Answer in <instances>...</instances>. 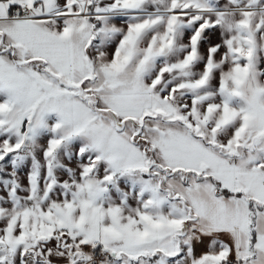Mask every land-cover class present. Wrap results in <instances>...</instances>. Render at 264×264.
Here are the masks:
<instances>
[{
  "label": "snow or ice",
  "instance_id": "snow-or-ice-1",
  "mask_svg": "<svg viewBox=\"0 0 264 264\" xmlns=\"http://www.w3.org/2000/svg\"><path fill=\"white\" fill-rule=\"evenodd\" d=\"M0 264H264V0H0Z\"/></svg>",
  "mask_w": 264,
  "mask_h": 264
},
{
  "label": "rangeland",
  "instance_id": "rangeland-1",
  "mask_svg": "<svg viewBox=\"0 0 264 264\" xmlns=\"http://www.w3.org/2000/svg\"><path fill=\"white\" fill-rule=\"evenodd\" d=\"M210 38L213 40V41H216L217 38H218V33H210Z\"/></svg>",
  "mask_w": 264,
  "mask_h": 264
}]
</instances>
